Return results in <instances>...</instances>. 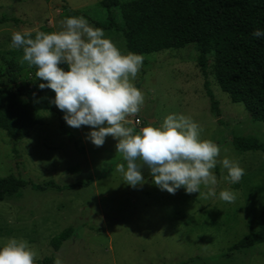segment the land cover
I'll list each match as a JSON object with an SVG mask.
<instances>
[{
  "label": "rangeland",
  "instance_id": "374dc122",
  "mask_svg": "<svg viewBox=\"0 0 264 264\" xmlns=\"http://www.w3.org/2000/svg\"><path fill=\"white\" fill-rule=\"evenodd\" d=\"M99 1L0 0V18H5L0 23V56L14 50L9 47L14 31L28 30L33 35L58 31L67 10L84 13L98 27L96 21L106 16ZM104 32L122 52H128L118 30ZM196 54L195 45L188 44L141 55L143 65L133 83L144 93L145 104L137 117L143 120L141 128L158 126L170 113L198 123L201 138L220 147L218 159L227 156L245 170L237 184L220 179L226 171L219 164L213 170L218 177L217 197L220 190L229 189L236 195L234 203L206 199L203 188L198 194H187L183 188L175 194L162 191L152 183L147 167L141 168L145 182L133 188L115 171L116 164L124 161L115 152L113 137L94 146L87 139L88 126L72 128L62 118L80 140L84 149L80 152L61 133L56 115L42 111L44 125L32 128L22 140L14 141L0 129V176L13 174L36 184H84L61 191H37L28 185L19 197L0 201V240L23 238L37 259L51 257L55 264H264V240L249 248L228 249L249 228L258 229L256 218L264 203V188L260 189L264 151L239 152L231 139L253 136L264 144V123L251 119L242 103L230 101L215 82L211 67L206 77L202 75ZM205 80L218 102L219 117L210 110ZM68 226L75 234L54 251L50 240Z\"/></svg>",
  "mask_w": 264,
  "mask_h": 264
},
{
  "label": "clouds",
  "instance_id": "9594fccd",
  "mask_svg": "<svg viewBox=\"0 0 264 264\" xmlns=\"http://www.w3.org/2000/svg\"><path fill=\"white\" fill-rule=\"evenodd\" d=\"M61 29L51 33L14 31L10 49H21L20 62L35 68L37 86L54 92L52 103L72 128L88 126L87 139L97 147L108 136L116 140L115 152L124 163L115 171L123 182L135 188L145 182L141 168L147 167L152 183L170 194L181 188L187 194L201 193L234 203L236 195L220 190L213 171L219 164L226 175L220 179L237 184L244 175L238 161L220 157V147L202 139L201 126L184 114L170 113L158 126L139 131L129 126V116L137 117L145 104V95L133 81L143 65V57L122 52L83 16L65 17ZM251 35L264 38V29ZM142 119V118H141ZM0 264H37V253L23 238L0 240ZM59 264V262H57Z\"/></svg>",
  "mask_w": 264,
  "mask_h": 264
},
{
  "label": "trees",
  "instance_id": "16d2710c",
  "mask_svg": "<svg viewBox=\"0 0 264 264\" xmlns=\"http://www.w3.org/2000/svg\"><path fill=\"white\" fill-rule=\"evenodd\" d=\"M98 6L106 16L96 21V25L103 30H118L128 52L143 55L194 44L195 62L202 75L206 77L211 67L215 82L230 101L242 103L251 119L264 123V38L251 35L256 28L264 29V0H101ZM64 15L87 18L76 10H67ZM4 19L0 18V23ZM21 58V49L0 56V129L10 139L22 140L32 128L44 125L41 112L49 111L58 118L61 133L83 152L80 140L65 127L62 112L51 102L54 92L38 88L42 81L35 78V68L26 62L22 64ZM204 86L211 100L210 110L219 117L218 102L207 80ZM231 142L239 152L264 151V144L253 136H233ZM82 184L59 186L53 181L36 184L9 174L0 176V201L19 197L28 185L37 191L47 188L61 191ZM256 225V231L249 228L228 249L241 250L264 240V203ZM74 234L73 227L68 226L50 240V246L58 251ZM37 264H55V260L43 257L37 259Z\"/></svg>",
  "mask_w": 264,
  "mask_h": 264
},
{
  "label": "built area",
  "instance_id": "2783aa9c",
  "mask_svg": "<svg viewBox=\"0 0 264 264\" xmlns=\"http://www.w3.org/2000/svg\"><path fill=\"white\" fill-rule=\"evenodd\" d=\"M131 121V126L138 127L141 129V125L143 124V120L140 117H134L133 119L129 120Z\"/></svg>",
  "mask_w": 264,
  "mask_h": 264
},
{
  "label": "crops",
  "instance_id": "0c3cea01",
  "mask_svg": "<svg viewBox=\"0 0 264 264\" xmlns=\"http://www.w3.org/2000/svg\"><path fill=\"white\" fill-rule=\"evenodd\" d=\"M150 121H151V120H150ZM150 121H149V122H150ZM129 126H131V125H129ZM131 127H133V126H131ZM133 128H134V127H133Z\"/></svg>",
  "mask_w": 264,
  "mask_h": 264
}]
</instances>
